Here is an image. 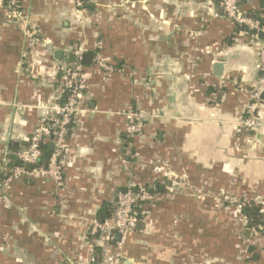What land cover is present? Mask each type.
I'll list each match as a JSON object with an SVG mask.
<instances>
[{
    "label": "crops",
    "instance_id": "obj_1",
    "mask_svg": "<svg viewBox=\"0 0 264 264\" xmlns=\"http://www.w3.org/2000/svg\"><path fill=\"white\" fill-rule=\"evenodd\" d=\"M84 1L78 13L71 0H19L22 18L6 20L0 0V182L46 113L37 103H53L70 49L93 55L61 184L23 177L0 191V264H91L86 232L101 205L155 182L169 192L121 246L105 243V264H264V239L246 234L235 207L264 202V130L239 126L264 36L223 18L220 0ZM239 7L264 17V0ZM96 53L120 71L100 68ZM130 109L143 113L132 141Z\"/></svg>",
    "mask_w": 264,
    "mask_h": 264
},
{
    "label": "built area",
    "instance_id": "obj_2",
    "mask_svg": "<svg viewBox=\"0 0 264 264\" xmlns=\"http://www.w3.org/2000/svg\"><path fill=\"white\" fill-rule=\"evenodd\" d=\"M78 13L84 11V0H71ZM240 0H220L219 8L221 16L231 20L237 26L246 27L254 32L255 36H264V25H261L257 19H254L248 13H244L239 7ZM2 6V5H1ZM6 18L20 19L23 16L21 6L17 0H9ZM39 34H29V47L34 48L40 43ZM84 43L78 44L70 49L69 55L72 62L59 70L61 75L56 81L54 90L53 103L45 106L43 103H37V108L44 110V113L34 126L30 136L24 145L12 152V156L16 158L20 165L9 166L10 160H7L2 167L3 179L0 182V191L7 197L11 183L23 177L47 178L52 179L55 183L62 182L63 159L61 153L65 150V141L73 128L69 124H74L75 117L80 112L79 100L83 95V64L82 55L85 52ZM260 61V77L253 88L251 94L252 103L249 104L243 112V118L239 122V126L245 130L259 132L264 130V119L258 113V105H264V47L259 54ZM94 62L105 71H120L113 68L112 65L106 64L96 53ZM62 97L65 101L61 102ZM125 116V136L129 140L138 137L141 133L143 123V113L141 111L130 109L122 113ZM41 146H52L51 155L46 165L41 161ZM144 188L139 189L137 193H133L131 189L125 193H118L113 200L114 211L112 216L103 223L92 220L89 225L86 236L88 238L89 261L91 264H105L103 261V252L105 243L114 240L115 234L120 235L121 243L126 236L135 230L138 218L136 209L142 207L152 200ZM262 207L264 211V202L256 203ZM242 202H237L235 207L240 210ZM249 230V229H248ZM250 234L258 235L254 230H250ZM264 239V237H261ZM102 249V260L97 261L95 248ZM117 252L115 257H119ZM248 257V256H245Z\"/></svg>",
    "mask_w": 264,
    "mask_h": 264
},
{
    "label": "trees",
    "instance_id": "obj_3",
    "mask_svg": "<svg viewBox=\"0 0 264 264\" xmlns=\"http://www.w3.org/2000/svg\"><path fill=\"white\" fill-rule=\"evenodd\" d=\"M18 4H19V0ZM9 0H2V6L1 8H3L5 10V13L8 11H11V9H8ZM83 7L85 5V1H83ZM250 16H252L254 19H257L261 25H264V17L260 14L258 15L256 12L253 13H249ZM6 18V16H5ZM6 20H8L6 18ZM248 33H252V30L247 29L246 27L240 28ZM254 33V32H253ZM72 62V57L69 55V59L67 64H70ZM61 73L58 74V76H60ZM65 101V97H62L61 102ZM72 123L69 124V127H72ZM126 141H128L126 139ZM16 150H13V152ZM41 152H42V156H41V161L43 163V165H46L49 157L51 155V152L49 151V147L48 146H41ZM21 163H19V161L16 160V158L14 156L10 157V163L9 166H15V165H20ZM171 184L169 182H165L164 184H159L157 182L153 183L152 185L149 186H144L143 188L145 189V191L151 196L154 197L156 195H160V194H166L169 192L168 187H170ZM138 187H131V190L133 191V193H137L139 191ZM150 202H148L147 204H144L142 207H139L136 209L137 212V218H138V223L137 226L135 228L134 231L132 232H138L140 230V228L143 225V219H144V215H145V210L143 207L149 205ZM114 211V206L113 203H108V202H104L101 207L99 208V210L97 211L96 215H95V220L99 223H103L104 221H106L107 219H109ZM239 214L240 216L246 221L245 227L249 230H254L257 234H259L261 237H264V211H262V207L259 204H256L255 202H242V206L239 210ZM111 243V242H110ZM249 252L252 251V248H249L248 250ZM95 252L97 254L96 258L98 263L101 262L102 260V249L100 248H95Z\"/></svg>",
    "mask_w": 264,
    "mask_h": 264
},
{
    "label": "water",
    "instance_id": "obj_4",
    "mask_svg": "<svg viewBox=\"0 0 264 264\" xmlns=\"http://www.w3.org/2000/svg\"><path fill=\"white\" fill-rule=\"evenodd\" d=\"M92 54L89 53V52H84L83 55H82V64L84 65H89L92 61ZM53 150V147L52 146H49V151H52ZM250 230H246V234L247 235H250ZM114 239L119 242L120 241V235L119 234H115L114 236ZM124 264H130V262L126 261L124 262Z\"/></svg>",
    "mask_w": 264,
    "mask_h": 264
},
{
    "label": "rangeland",
    "instance_id": "obj_5",
    "mask_svg": "<svg viewBox=\"0 0 264 264\" xmlns=\"http://www.w3.org/2000/svg\"><path fill=\"white\" fill-rule=\"evenodd\" d=\"M83 12H85V11H83ZM152 200H153V198H152ZM152 200H151V201H152Z\"/></svg>",
    "mask_w": 264,
    "mask_h": 264
}]
</instances>
